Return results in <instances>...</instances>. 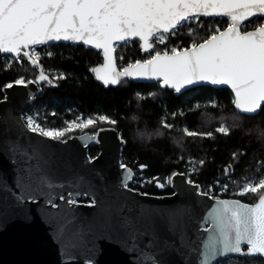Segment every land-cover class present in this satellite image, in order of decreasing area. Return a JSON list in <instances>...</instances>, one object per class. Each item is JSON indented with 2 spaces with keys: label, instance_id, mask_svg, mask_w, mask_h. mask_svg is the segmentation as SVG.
Returning a JSON list of instances; mask_svg holds the SVG:
<instances>
[{
  "label": "snow or ice",
  "instance_id": "snow-or-ice-1",
  "mask_svg": "<svg viewBox=\"0 0 264 264\" xmlns=\"http://www.w3.org/2000/svg\"><path fill=\"white\" fill-rule=\"evenodd\" d=\"M200 17H227L229 24L223 31L210 28L209 35L202 42L193 41L187 47H156L180 34L185 27H189L190 34L195 32L196 29L190 25L198 24ZM250 18H256L252 30H248V25L244 23ZM134 40L141 42L140 48L148 55L118 71L117 60L122 64L124 59L118 50L122 52ZM62 41L73 45L83 44L102 52L103 66L94 71L96 79L104 85H120L124 78L157 81L162 90H172L175 95H181L190 87L201 84L227 85L234 93V108L240 114L254 117L264 106V0H0V54H11L4 70H10L8 63L15 61L22 64L26 58L37 72L36 81L26 82L24 77H18L4 85V88L26 86L33 82L51 84L49 74L39 65L41 53L36 46H49L50 42ZM52 55L54 53H47V56ZM7 99L5 95L0 102H6ZM163 106L167 107L166 104ZM97 119L101 123H116L109 116L102 115L96 119L84 118L80 122L66 121V127L60 129H45L34 116H26L23 129L52 141L67 143L63 139L67 133L77 128L94 126ZM161 126L168 129L173 127L167 123ZM99 131L103 129L93 134L96 143H99L95 139ZM8 132L10 129L6 127L0 130V135ZM216 132L230 134V127L218 125ZM187 135L192 137L201 134L188 130ZM202 135L211 137L213 133ZM4 143L11 153V162L16 165L15 186L19 192L5 184L0 188V200L36 202L37 196L46 195L47 202L55 208L58 206L54 202V189L88 187L89 192L69 191V206L76 204L82 195L91 194L94 184L87 175L73 172L66 179L58 176V165L46 145L31 140L22 144L19 136L15 140L6 138ZM122 143L126 141L122 140ZM235 156L236 153H233L234 159ZM87 162L90 163L91 159ZM199 163L202 165L204 161ZM120 167L125 169L121 187L134 191L128 187L134 179L133 170L123 163ZM139 167L143 170L147 165ZM232 167V164L226 166V175L228 168ZM157 180L152 178V181ZM167 182L171 184V178ZM186 183L191 184L193 181L187 180ZM157 186L163 188L165 184L157 182ZM196 187L199 188V185ZM261 189H264V175L244 183L240 195L259 193ZM58 198L64 201L65 195L60 194ZM219 203L222 207L213 209L204 221L205 224L212 222L213 228L205 229L209 234L203 242L199 264H210L211 261L230 256L259 257L264 260V194L259 196L254 206L238 200H221ZM96 204L97 199L92 195L88 206ZM107 211L108 221L123 232L130 243L128 250L137 253L139 264H167L164 252L169 244L160 239L153 221L142 214L123 215L113 220L111 209ZM176 215L172 213L166 217L169 232L177 229ZM69 223L71 221L60 227L58 238L64 237ZM179 228L183 235L182 223ZM145 236L149 237L147 242L143 240ZM64 243L65 251L80 246L83 243L81 233L78 230L70 232ZM197 249L198 245L192 242L185 254L189 262Z\"/></svg>",
  "mask_w": 264,
  "mask_h": 264
},
{
  "label": "trees",
  "instance_id": "trees-1",
  "mask_svg": "<svg viewBox=\"0 0 264 264\" xmlns=\"http://www.w3.org/2000/svg\"><path fill=\"white\" fill-rule=\"evenodd\" d=\"M228 24L227 18L200 17L198 24L190 25L196 29L195 32L190 34L189 27H185L180 34L156 47H187L193 41L202 42L209 35L210 28L222 31ZM253 24L246 25L250 29ZM37 50L41 53L39 62L53 80L52 86L43 88L34 106L41 114L40 119L46 118L45 126L60 129L66 127V121L80 115L94 117L105 114L116 123L105 122L100 125L115 127L126 140L123 163L133 167L147 165L145 173L149 179L155 176L164 178L159 183L168 185L169 192L172 189L165 180L179 172L198 183L202 192L216 198H236L255 203L264 193V189H261L255 194H237L244 183L264 175V108L254 117L238 113L234 108L233 96L227 89L200 87L178 97L168 90H162L158 84L124 81L117 88L106 89L92 74L93 67L103 60L102 54L94 49L61 43L38 46ZM48 52L54 55L47 56ZM118 52L124 57L122 64L118 60L121 68L145 58L139 49V42H132L122 52ZM10 57L0 54V100L4 97L3 88L7 83L18 77H24L26 82L37 77V72L27 59H23L22 64L12 61L7 65L10 70H4ZM55 75L59 77L55 78ZM138 93L141 95L138 96ZM151 93L156 95L150 96ZM165 104L167 107L163 106ZM164 123L173 127H162ZM218 125H228L230 134L216 132ZM96 128L94 126L83 131ZM188 130L201 135L189 137ZM208 132H212L213 136L202 135ZM98 152L97 148L89 150L91 157ZM233 153H236L235 159ZM201 160L204 161L202 165L199 163ZM229 164L233 167L228 168L226 175L225 168ZM149 181L143 185L139 182L136 186L132 183L130 186L145 193L161 192L157 181ZM222 185H227V190L219 195L218 191L224 188ZM79 201L88 202L89 199L83 196ZM216 264H264V260L230 257Z\"/></svg>",
  "mask_w": 264,
  "mask_h": 264
},
{
  "label": "water",
  "instance_id": "water-1",
  "mask_svg": "<svg viewBox=\"0 0 264 264\" xmlns=\"http://www.w3.org/2000/svg\"><path fill=\"white\" fill-rule=\"evenodd\" d=\"M252 19L254 18H250L244 23L246 24ZM135 41L138 40L133 42ZM61 43L72 44L63 41L50 42V44ZM140 43L139 49L142 56H146L148 53L142 51ZM75 45L84 46L83 44ZM85 47L94 49L90 46ZM94 50L101 52L97 49ZM103 63L104 59L100 64L94 66L92 74L95 80L106 89L117 88L124 81L159 85L157 81L132 78H124L120 85H104L102 81L96 79L94 71L95 68L102 67ZM39 65L43 68L40 62ZM117 70H123L119 66L118 60ZM36 79L32 81H36ZM49 79L53 82L50 75ZM44 83L33 82L27 83L26 86L14 85L11 89L3 88V95H7L8 99L6 102H0V130L7 127L10 132L0 135V188L6 184L14 191L19 192L15 186L16 165L11 162V153L4 143L6 138L15 140L18 136L21 138L22 144L31 140L46 145L47 151L54 156L58 165L57 173L61 179H66L73 172L83 173L91 178L94 188L91 190V194L81 196L88 198L89 203L76 202L72 206L67 204V193L69 191L89 192L88 187L54 189L56 197L54 202L58 206L55 208L47 202L46 195L37 196L36 202L15 203L11 199L0 200V264H139L137 253L128 250L130 243L126 241L123 232L114 223L108 221V209H111L113 220L123 215L142 214L145 218L153 221L160 239L169 244L164 252L167 264H199V254L202 252L203 242L206 241L209 234L205 229L213 228L212 222L205 224L204 221L213 209L222 207L219 201L238 200L249 206L258 203V199L255 203H246L236 198H215L209 194L204 195L198 183H186L190 179L185 173L179 172L171 176L170 186L173 194L168 196L145 195L138 190L128 191L122 188L121 177L125 169H122L120 165L122 150L126 143H122V140H125L120 138L116 129L102 128L103 131H99L95 138L99 140V143L95 142L91 133L71 136L66 139L67 143H60L23 129L24 111L36 102L37 96L40 94V86ZM200 87L227 89L234 97V93L227 85L201 84L192 86L187 91ZM168 91L173 92L172 90ZM263 108L264 106H262ZM93 147L99 148V154L94 158L89 154L90 148ZM89 159H91L90 163L87 162ZM131 183L132 181L128 185L129 188H131ZM196 185H199V188ZM60 194L65 195L64 201L59 200ZM92 195H95L97 204L90 207L88 205L91 203ZM172 213L177 214L178 226L175 231L169 232L166 217ZM68 221L71 223L67 225L64 237L58 238L60 227ZM180 223L183 224V235L180 232ZM77 230L82 235L83 243L65 251L64 241L67 240L70 232ZM198 235L199 240L197 239ZM148 239V236L143 237L145 242ZM192 242L198 245V249L192 254L189 262V258L185 254ZM226 259H217L211 261L210 264H216Z\"/></svg>",
  "mask_w": 264,
  "mask_h": 264
},
{
  "label": "flooded vegetation",
  "instance_id": "flooded-vegetation-1",
  "mask_svg": "<svg viewBox=\"0 0 264 264\" xmlns=\"http://www.w3.org/2000/svg\"><path fill=\"white\" fill-rule=\"evenodd\" d=\"M256 20V18H254V19H252L250 22H248V23H254V21ZM248 23H246V24H248ZM252 28H250V29H248V30H251ZM135 42H138V41H135ZM38 47V46H37ZM99 53H101V52H99ZM102 54V53H101ZM147 56V55H146ZM146 56H144V57H146ZM24 59H26V58H24ZM102 59H103V56H102ZM103 61V60H102ZM46 85H49V86H52L53 85V82L51 83V84H49V83H47V82H45L42 86H40V93H41V91L43 90V88L44 87H46ZM103 86V85H102ZM197 89V88H196ZM173 93V92H172ZM40 95V94H39ZM38 95V96H39ZM37 96V97H38ZM36 102H37V100H36ZM36 102L32 105V106H30L29 108H27L25 111H24V117H26V116H30V114H33L34 113V111H35V113H34V117L36 118V120H37V122L38 123H41V126L42 127H45V129H47V128H50L51 129V127H49V126H45L44 125V121H46V118H44V119H40L41 118V114H40V112H37V110H35L36 108H34V106L36 105ZM102 115H105V114H99V115H95L94 117H92V116H85V118H88V117H91V118H94V119H96L97 117H99V116H102ZM100 121L97 119V122H96V124L94 125V126H97V128L95 129V130H93V131H90V130H88V131H77V132H72L71 133V135H69V136H67V137H64L63 139H67V138H69V137H71V136H77V135H81V134H84V133H91V134H94V133H96L97 131H98V129H102V128H107V127H110V128H114V129H116L115 127H113V126H111V125H100ZM94 126H90L89 128L91 129V128H94ZM88 128V129H89ZM55 129H58V128H55ZM85 130H87V128L85 129ZM117 130V129H116ZM118 132H119V136H120V138L121 139H124L123 137H122V135H121V133H120V131L119 130H117ZM125 140V139H124ZM126 141V140H125ZM93 148H97L98 150H99V148L98 147H93ZM125 148H126V146H125ZM125 148H123V150L125 149ZM91 149V148H90ZM123 150H122V163H123ZM98 154H99V152H98ZM97 154V155H98ZM96 155V156H97ZM96 156H94V157H96ZM94 157H92V158H94ZM124 164V163H123ZM125 165H127L128 167H130L132 170H133V172H134V179H133V181H132V183H133V185H137L139 182H142V185H143V183H145L146 181H149V180H152V179H149V177L147 176V174L145 173V170H146V168L145 169H143V170H141L140 169V165H137V167H133V165H129V164H125ZM155 178H158V180H157V182H160V180H162V179H164V178H160V177H157V176H155ZM165 181H168V179H166ZM131 183V184H132ZM130 184V185H131ZM131 187V186H130ZM168 185H165L163 188H162V190H161V192H159V191H157V193H145V192H142L140 189H136V188H132V189H134V190H138V191H140L141 193H143V194H147V195H152V196H168V195H171V194H173V191L172 192H169V190H168ZM216 198V197H215ZM222 198H227V197H222ZM77 202H79V203H89L90 202V200L88 201V202H85V201H83V202H81V201H79V199L77 200Z\"/></svg>",
  "mask_w": 264,
  "mask_h": 264
},
{
  "label": "rangeland",
  "instance_id": "rangeland-1",
  "mask_svg": "<svg viewBox=\"0 0 264 264\" xmlns=\"http://www.w3.org/2000/svg\"><path fill=\"white\" fill-rule=\"evenodd\" d=\"M165 35H168V34H165ZM148 55V54H147ZM47 74H49V72H47V71H45ZM50 75V74H49ZM51 77V76H50ZM55 78H58L59 76H57V75H55L54 76ZM52 78V77H51ZM30 116H34V113L33 114H30ZM85 118V116H82V115H80V116H78V117H76V118H74V119H72L71 121H77V122H80L81 120H83ZM94 119V118H93ZM47 129H50V128H47ZM51 129H55V128H51ZM88 129V128H87ZM83 130H85V129H80V128H77V129H75V130H73V131H71V132H69V134H71L72 132H77V131H83ZM68 134V133H67ZM67 134H66V136H67ZM224 190H227V188L226 187H224L223 188ZM243 189V188H242ZM242 189L240 190V191H238L237 192V194H240V192L242 191ZM236 192H233V194H235Z\"/></svg>",
  "mask_w": 264,
  "mask_h": 264
},
{
  "label": "built area",
  "instance_id": "built-area-1",
  "mask_svg": "<svg viewBox=\"0 0 264 264\" xmlns=\"http://www.w3.org/2000/svg\"><path fill=\"white\" fill-rule=\"evenodd\" d=\"M212 193L214 194V192H212ZM223 193H226V190L221 189V190L218 191V194H219V195H222Z\"/></svg>",
  "mask_w": 264,
  "mask_h": 264
}]
</instances>
